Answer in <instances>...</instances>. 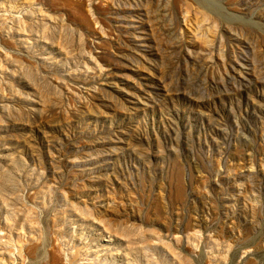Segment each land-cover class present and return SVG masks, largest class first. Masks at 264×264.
I'll return each instance as SVG.
<instances>
[{
    "label": "rangeland",
    "instance_id": "1",
    "mask_svg": "<svg viewBox=\"0 0 264 264\" xmlns=\"http://www.w3.org/2000/svg\"><path fill=\"white\" fill-rule=\"evenodd\" d=\"M0 264H264V0H0Z\"/></svg>",
    "mask_w": 264,
    "mask_h": 264
}]
</instances>
